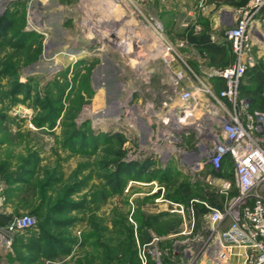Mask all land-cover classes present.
I'll return each instance as SVG.
<instances>
[{
	"label": "rangeland",
	"instance_id": "1",
	"mask_svg": "<svg viewBox=\"0 0 264 264\" xmlns=\"http://www.w3.org/2000/svg\"><path fill=\"white\" fill-rule=\"evenodd\" d=\"M248 1L192 0L163 25L157 0H0L1 165H18L1 167L0 178L13 180L17 170L42 159L41 151L48 160L33 184V209L0 212V264H126L133 249L140 258L144 248L148 262L184 264L188 250L200 254L203 242H212L209 210L198 203L191 213L192 200L209 201L218 185L208 176L233 180L234 164L228 157L220 171L207 164L199 174L182 165L181 150L197 149L214 127L215 108L200 96L185 109L179 93L203 74L194 58L208 71L236 62L228 37L232 51L223 53L205 51L198 38L226 35ZM251 33L257 69L247 72L241 93L259 107L264 39L253 27ZM162 112L169 121L192 124L182 141L173 140L177 121L165 127ZM23 215L35 216L37 229L1 228ZM42 221L57 242L46 238L38 255L24 245L41 235ZM61 244L69 250H59Z\"/></svg>",
	"mask_w": 264,
	"mask_h": 264
},
{
	"label": "built area",
	"instance_id": "2",
	"mask_svg": "<svg viewBox=\"0 0 264 264\" xmlns=\"http://www.w3.org/2000/svg\"><path fill=\"white\" fill-rule=\"evenodd\" d=\"M256 21H260L264 28V0H249L241 6L235 25L226 31L236 62L226 68H213L201 76L194 74L196 84L192 89L179 93L181 106H185V109H191L200 96L209 98L215 108L211 113L214 127L199 141L197 149L181 150L182 165L190 168L192 173L199 174L207 164L214 171H220L228 157L234 164L233 180L225 176H208L210 183L218 185L215 193L224 198L222 206L213 205L207 200H192L191 213L194 214L197 203L209 210L214 237L206 246L203 242L200 254L188 250L190 256L184 264H196L202 257L211 255L213 264H234L232 261L235 258L238 260L236 264H264V104L262 108L252 109L249 99L241 93L247 71L256 64L251 33ZM183 75L181 72L179 76ZM221 83L222 88L217 90ZM159 118L165 127L177 121H169L167 112H162ZM175 124H178L176 129L179 130L173 140L179 142L183 140L186 129L181 127L179 121ZM159 149L167 150L164 147ZM169 150L163 159L164 165L175 152L174 147ZM178 206L182 207L178 211L183 212V206ZM227 220V228H219ZM36 225L35 216L23 215L13 218L1 228L14 233ZM194 226L193 220L186 228L193 230ZM140 258L144 264L148 263L145 248Z\"/></svg>",
	"mask_w": 264,
	"mask_h": 264
},
{
	"label": "crops",
	"instance_id": "3",
	"mask_svg": "<svg viewBox=\"0 0 264 264\" xmlns=\"http://www.w3.org/2000/svg\"><path fill=\"white\" fill-rule=\"evenodd\" d=\"M189 4H193L192 0H157L156 6L159 7V10L156 12L159 13L158 20L160 21V23L165 25V19L168 18L169 15H176L179 8L181 10H187ZM253 28L257 36L260 39H264V35H262V33L260 32V30H262L261 22L256 21L253 25ZM180 39L182 43H187V47L189 46L187 36H183ZM198 40L199 46L205 51H215L216 53L232 51L231 47L228 44L229 41L227 39V35L225 34L214 33L207 35L206 37H202L201 39L198 38ZM194 45L195 44H190L189 50L196 51L193 47ZM194 59L195 60L193 61L198 64L196 68L198 71L203 74L209 72L206 69H202L203 66V68H208L209 66L202 64L200 65L198 63V58ZM199 66L201 67V69ZM177 68L180 67L177 66ZM1 153L2 147L0 146V169L2 167V170L8 171L9 168L14 170L18 168V165H16L17 162L14 160L3 162L6 164V166L3 167L1 165ZM40 154L42 158L41 160L32 162L30 164L28 163L27 166L21 168L20 170H17L15 176L13 177V180L6 181L0 178V212L2 215L16 216L29 213L33 209L34 202L36 201L34 190H32V188H34L33 184L38 177H43L42 170L46 166V164H48V160L44 159V152L41 151ZM237 262L238 260L236 258L232 261V263L234 264H236ZM196 264H212V259L210 257L204 256Z\"/></svg>",
	"mask_w": 264,
	"mask_h": 264
},
{
	"label": "trees",
	"instance_id": "4",
	"mask_svg": "<svg viewBox=\"0 0 264 264\" xmlns=\"http://www.w3.org/2000/svg\"><path fill=\"white\" fill-rule=\"evenodd\" d=\"M256 64L253 67H251L247 72L252 71V70H256L257 69V65ZM248 90L249 89H247V91ZM250 91H252V89H250ZM248 99L250 101V105H251L252 109H259V108L263 107L264 102L261 104V106L258 107V106H256L254 104V101L252 99H250L249 97H248ZM218 196H219L218 194L212 193L211 196H210L211 198L209 197L210 198L209 201L213 205L222 206L223 202H224V198L219 200ZM2 224H4V222ZM47 224H48L47 222L42 221L40 223V233H41V235L37 239H35V240L31 241L30 243H27L26 245H24V247L28 248L29 252H32V253L36 252L39 255L43 251V247H44L43 242L46 240V238H48L50 241H56L57 242V239L55 237L47 235V229H46ZM37 227H38V223H37L36 227L28 229V231L35 230V229H37ZM141 230L144 231L145 229H141ZM25 231H27V230H25ZM128 232L130 233L129 234V241L131 242V245L134 247V245L136 244V240L134 239V236H133L134 235V230L133 229H129ZM59 246H60L59 250H62V251L63 250L64 251H68L69 250L68 247L65 246V244H61ZM86 261H87V259H86ZM87 263L88 264H93V261L88 259ZM126 264H143L142 261L140 260L139 256H138V254H137V250L136 249H133V252H131L130 257L128 258V261H126ZM147 264H157V263L154 262V261H150Z\"/></svg>",
	"mask_w": 264,
	"mask_h": 264
},
{
	"label": "water",
	"instance_id": "5",
	"mask_svg": "<svg viewBox=\"0 0 264 264\" xmlns=\"http://www.w3.org/2000/svg\"><path fill=\"white\" fill-rule=\"evenodd\" d=\"M39 25H43V22H39ZM181 127L187 129V128L192 127V124L182 123Z\"/></svg>",
	"mask_w": 264,
	"mask_h": 264
},
{
	"label": "bare ground",
	"instance_id": "6",
	"mask_svg": "<svg viewBox=\"0 0 264 264\" xmlns=\"http://www.w3.org/2000/svg\"><path fill=\"white\" fill-rule=\"evenodd\" d=\"M38 30V29H37Z\"/></svg>",
	"mask_w": 264,
	"mask_h": 264
}]
</instances>
